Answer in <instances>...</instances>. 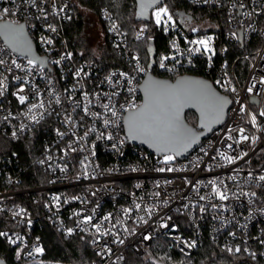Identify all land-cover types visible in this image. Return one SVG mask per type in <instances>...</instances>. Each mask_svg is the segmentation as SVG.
<instances>
[{"label": "built area", "instance_id": "2783aa9c", "mask_svg": "<svg viewBox=\"0 0 264 264\" xmlns=\"http://www.w3.org/2000/svg\"><path fill=\"white\" fill-rule=\"evenodd\" d=\"M187 2L213 8L217 19L182 30L170 55L206 60L203 76L232 105L225 122L178 159L133 144L125 133V114L142 103L148 68L111 11L101 9L100 18L123 59L115 67L70 48L60 24L73 18V0H0V20L25 22L50 67L29 65L0 40V236L17 250L21 261L14 264L41 260L44 222L65 237H86L95 253L91 264H125L127 250L145 257L159 239L180 261L209 239L264 264V0ZM197 40H207L210 51ZM252 43L258 45L252 57L230 60L231 46ZM240 58L249 63L244 78L236 71ZM26 138L40 142L31 173L13 145ZM168 155L173 159L165 163Z\"/></svg>", "mask_w": 264, "mask_h": 264}, {"label": "trees", "instance_id": "16d2710c", "mask_svg": "<svg viewBox=\"0 0 264 264\" xmlns=\"http://www.w3.org/2000/svg\"><path fill=\"white\" fill-rule=\"evenodd\" d=\"M73 3V18L60 24L61 31L67 37L72 51H74L77 56L97 57L109 67L121 65L123 59L112 48L107 33L105 34L106 50L100 55H92L83 51L81 37L84 22L77 12V3H75L74 0ZM79 3L83 6H88L96 12H100L103 8H107L111 11L126 32L129 46L139 53L147 68L150 62L148 46L151 41H154L156 55L155 66L152 68V72L155 75L169 77L171 79H175L181 74L205 75L204 68L206 60L203 58L195 57L192 58V60L186 61L187 59L182 57L181 60H177V58H173L170 54L175 51V45L177 43L175 38L182 39V30L191 29V31L194 32V30H192L193 28L188 26L186 19L190 18L195 21L217 19L213 8L193 5L188 3L187 0H166L164 5L171 13V23L175 24L173 29L166 30L163 24L157 25L153 13L152 19L149 22L137 21L135 19V0H81ZM179 11H184L185 14L180 17L178 14ZM139 25L147 26L144 36L138 35L136 31ZM257 48L258 45L256 43L246 44L243 48L240 46H231L229 58L234 62L240 55L246 53L252 57ZM162 57H169V59L162 60ZM161 61H164L167 65L176 66V72L161 67ZM248 65L247 58H240L237 60L236 71L240 78H244L248 72ZM186 118L190 124L197 125L198 116L194 111H187ZM22 142V144L19 142L13 145L15 149L24 156L26 164L29 167V172L31 173L35 171L36 168L34 160L35 152H40V142L35 143L29 138H26ZM31 182L32 180L29 181V183ZM41 232L43 235L45 253L40 260L42 261L40 264H91L95 259V253L86 237L82 235L65 237L48 222H44ZM126 254L127 261L125 264H156V262L175 264L172 260H177L176 253L168 250L166 241L162 239L152 244L149 258L139 257L131 250H127ZM169 255L172 256L171 258L173 259L169 260ZM0 257L8 264H14L18 260L21 261L18 259L17 250L8 245L2 236H0ZM186 261H188V264H251L249 259L244 258L240 254L229 252L209 239H204L195 252L190 257L186 258Z\"/></svg>", "mask_w": 264, "mask_h": 264}, {"label": "snow or ice", "instance_id": "6c2138e0", "mask_svg": "<svg viewBox=\"0 0 264 264\" xmlns=\"http://www.w3.org/2000/svg\"><path fill=\"white\" fill-rule=\"evenodd\" d=\"M154 2H159V0H154ZM148 6H151L150 4ZM243 7V5H241ZM4 13L8 12V9L3 10ZM156 23L160 25L162 23L166 24L172 20L171 15L168 13L166 7L160 8L155 12ZM166 17V19H165ZM54 31V29H53ZM0 37L4 39L6 44L15 52L21 53L25 56L30 55V43L23 32V26L4 23L0 24ZM44 43L51 44V40H44ZM195 44L203 45L205 51H210L207 47V40H197L193 41ZM2 51V49H0ZM199 51V49H197ZM69 56L71 54H68ZM65 57H62V59ZM211 58V57H210ZM169 57H162V60H167ZM4 61L0 59V64ZM15 63V61H13ZM37 61L35 59L29 58L28 64L35 66ZM56 63H59L57 61ZM20 67V65H16ZM161 63V67H163ZM143 71V69H138ZM79 75V73H77ZM121 75H124L121 73ZM264 82V81H262ZM217 83H220L219 81ZM209 86L203 84L200 81H179L175 86L164 84L158 81L149 80L145 85V92L147 93L148 99L143 108L137 109L130 113L128 117L129 133L136 138L137 135L147 136L148 138L155 141L158 145H164L160 148L161 151H166V145L173 141L186 138L188 132L183 128L180 122V110L187 105L200 104L202 108L206 111L211 108L216 113H220L223 110V106L227 101L223 98L215 96L209 90ZM235 89H233L234 91ZM23 91V89H21ZM251 91V88L249 89ZM19 100L21 103L25 102V97L20 96ZM59 102V101H57ZM43 107V104L32 105V108ZM106 109L109 105H104ZM31 111V108L29 109ZM87 112V109H85ZM112 115L116 116V111L112 110ZM264 116V112L260 113ZM253 122H255V116L252 117ZM108 123V121H105ZM243 131V130H241ZM241 139L247 140V136H242ZM173 156L168 155L165 157V163L171 161ZM229 162L232 161L231 157H225ZM164 169H161L163 171ZM171 170V169H169ZM259 179L264 181V175L260 176ZM216 194L221 200L227 199L222 191L219 189H214ZM139 207V206H137ZM91 219L90 217L88 218ZM87 222V221H86ZM99 230V229H97ZM0 235H5L0 233ZM36 251L41 253L43 249L37 248ZM231 251V250H230ZM239 251V249H236Z\"/></svg>", "mask_w": 264, "mask_h": 264}, {"label": "water", "instance_id": "95a60500", "mask_svg": "<svg viewBox=\"0 0 264 264\" xmlns=\"http://www.w3.org/2000/svg\"><path fill=\"white\" fill-rule=\"evenodd\" d=\"M136 1V12H135V19L137 21H145L149 22L152 19V13L155 8L159 5L165 3L166 0H159V2H154V0H135ZM151 6H148V5ZM178 14L182 17L185 12L179 11ZM4 23H12L16 25L23 26V32L25 37L27 38L28 42L30 43V55L26 56L28 58L35 59L38 64L49 67L48 57L45 55H41L35 41L32 39L31 35L28 32L27 26L25 22H14L11 20H0V24ZM0 40L3 42L4 39L0 37ZM240 42H243L242 34L240 31ZM6 43V42H5ZM148 51L150 54V62L148 64V70L143 81L140 84V90L142 94V103L135 109L129 110L124 117V126H125V133L130 140L131 143L143 146L144 148L148 149L149 151L155 154H173L178 159H183L188 156L194 149H196L202 141L207 138L212 131L223 124L228 116V109L232 105V99L228 94L223 93L220 91L211 80L204 76H198L194 74H181L177 76L175 79H171L169 77L157 76L152 72V68L155 66V55L156 49L154 45V41H151L148 46ZM18 53V52H17ZM20 55H23L19 53ZM25 56V55H23ZM149 80L158 81L164 84L175 86L179 81H200L205 85L209 86V91L213 93L215 96L223 98L227 103L224 104L223 110L220 113H216L213 109L209 108L206 111L202 108L200 104L187 105L184 106L180 110V122L184 129L187 130L188 135L186 138L179 139L168 143L166 145L167 150L161 151L160 148L164 145H158L155 141L148 138L147 136L137 135L136 138H133L132 135L129 133V126H128V117L130 113L133 111L143 108L145 103L147 102L148 96L145 92V85ZM256 98L252 97V102L255 101ZM194 111L198 116V123L197 125L190 124L187 121L186 113L187 111ZM0 264H8L3 258L0 257Z\"/></svg>", "mask_w": 264, "mask_h": 264}, {"label": "rangeland", "instance_id": "374dc122", "mask_svg": "<svg viewBox=\"0 0 264 264\" xmlns=\"http://www.w3.org/2000/svg\"><path fill=\"white\" fill-rule=\"evenodd\" d=\"M74 2L77 3L76 4L77 12L82 17V20L84 22L83 32L81 37V42L83 44V51L88 52L92 55H100L103 51L106 50V43H105L106 32L100 18V12H96L93 9L89 8L88 6L81 5L79 3L81 2V0H74ZM163 7H165L164 4L159 5L157 8L153 10V17L155 21H156L155 12ZM168 13L171 15L169 10ZM186 22L188 23V26L199 27V29L200 28L203 29L207 26V24L201 21L191 20L190 18L189 19L187 18ZM146 28H147L146 25H139V27H137L136 29L138 35L144 36L146 34L145 32ZM149 257H150V253L144 258H149ZM168 259L170 260L173 258H171V256L169 255ZM40 262L42 261L38 260L35 262H20L18 264H40ZM172 262L175 264H188V261H186V259L184 261L172 260ZM156 264H163V263L156 262Z\"/></svg>", "mask_w": 264, "mask_h": 264}]
</instances>
